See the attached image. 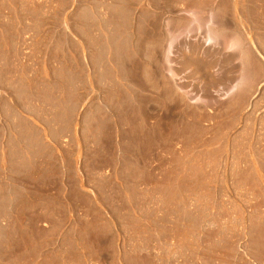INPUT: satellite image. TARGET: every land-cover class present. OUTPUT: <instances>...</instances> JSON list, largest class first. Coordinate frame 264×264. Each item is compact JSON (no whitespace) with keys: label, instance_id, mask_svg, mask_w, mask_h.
Segmentation results:
<instances>
[{"label":"rangeland","instance_id":"374dc122","mask_svg":"<svg viewBox=\"0 0 264 264\" xmlns=\"http://www.w3.org/2000/svg\"><path fill=\"white\" fill-rule=\"evenodd\" d=\"M0 264H264V0H0Z\"/></svg>","mask_w":264,"mask_h":264},{"label":"bare ground","instance_id":"6f19581e","mask_svg":"<svg viewBox=\"0 0 264 264\" xmlns=\"http://www.w3.org/2000/svg\"><path fill=\"white\" fill-rule=\"evenodd\" d=\"M214 23H215V19L212 15H209V17H207L206 19H203L201 16H197L196 14H192L191 15V20L187 26V29H186V32H189V31H192V26H196V29H201L202 27L205 28V38H204V41L206 44H210L212 42H216L217 41V37L214 33L216 32H213V28L211 26H214ZM195 28V27H194ZM175 37V36H174ZM176 38V37H175ZM175 39L172 38L170 41H169V44L168 45V48H167V51L169 52L170 49H171V46L173 45ZM236 43H234V41L230 42L229 43V46L232 47V46H235ZM170 53V52H169ZM167 53V55L169 54ZM169 56V55H168ZM167 56V57H168ZM166 57V60H168V58ZM169 64V63H168ZM234 86V85H233ZM232 86V87H233ZM233 89V88H232ZM232 91V90H230Z\"/></svg>","mask_w":264,"mask_h":264},{"label":"water","instance_id":"95a60500","mask_svg":"<svg viewBox=\"0 0 264 264\" xmlns=\"http://www.w3.org/2000/svg\"><path fill=\"white\" fill-rule=\"evenodd\" d=\"M176 40V38H174Z\"/></svg>","mask_w":264,"mask_h":264}]
</instances>
